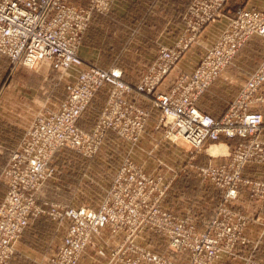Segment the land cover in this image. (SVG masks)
<instances>
[{"label": "built area", "instance_id": "obj_1", "mask_svg": "<svg viewBox=\"0 0 264 264\" xmlns=\"http://www.w3.org/2000/svg\"><path fill=\"white\" fill-rule=\"evenodd\" d=\"M113 0H88L78 6L68 0H0V55L13 67L35 68L52 62L73 75L65 99L56 108L42 107L24 130L4 168L7 190L0 202V264H9L16 244L29 223L47 215L63 229V235L47 264H77L82 251L107 228L122 233L123 240L110 260L122 264H175L134 243L143 232L163 238L167 250L189 260L187 264H214L231 257L237 245L246 243L243 232L248 218L232 209L241 189L264 202V180L244 178L246 165L264 166V139L260 137L264 105V60L240 86L233 101L218 118L196 109L195 101L232 62L252 36L264 38V12L240 11L229 18L214 42L188 74L179 73L163 86L186 44L208 24L223 15L226 0H191L185 44L161 48L146 72L132 86L117 68L101 69L83 63L77 51L92 14L108 12ZM106 98L90 130L77 121L100 89ZM150 98L158 112L164 138L182 140L193 153L220 137L239 140L222 164L193 167L199 180L221 191V198L203 230L193 220L176 216L162 206L169 181L146 173L129 158L149 118V110L131 102L130 94ZM108 132L114 133L128 151L93 209L80 206H37L35 194L54 175V154L69 150L91 158ZM191 167V166H188ZM172 174V171L167 169ZM47 209V210H46ZM245 264H264L247 261Z\"/></svg>", "mask_w": 264, "mask_h": 264}, {"label": "crops", "instance_id": "obj_2", "mask_svg": "<svg viewBox=\"0 0 264 264\" xmlns=\"http://www.w3.org/2000/svg\"><path fill=\"white\" fill-rule=\"evenodd\" d=\"M190 1L116 0L107 16L99 17L94 14L91 17L88 30L82 38L77 54L83 61L84 59L93 61V59L98 57L99 53H102L101 50L95 47L91 36L95 28L104 26L108 28L115 26L117 23L125 27H135L139 23V26L147 24L149 31H152V34L156 32L158 35L151 36L150 34V37L142 38L141 42L143 44L140 49L129 51L131 47L129 48L127 43V47H123L122 56L127 61L118 67L110 65L111 67L105 68L119 69L122 80L132 86L145 73L147 66L150 65L146 59L148 55L153 54V48L151 49L150 44L153 47L157 42L165 44V42H169L168 40L175 35L174 32L178 30L180 32L182 28L181 19ZM224 9L227 17H231L240 11L260 12L264 10V0H226ZM226 23L227 18L207 25L197 35L195 42L180 56L173 70L165 78L163 86L170 85L179 73H190L193 66L200 60ZM107 47H110V44H107ZM110 52L111 50L106 49L107 54H111ZM188 52H190L189 55ZM0 57L7 60L2 55ZM263 60L264 38L258 36L250 37L241 46L232 62L221 72L220 76L196 99V109L204 114L211 115L212 118L221 116L235 98L240 86L258 68ZM40 64L48 67L49 69L47 70L50 71V74H52V71L55 74V87L59 88V93L61 88L62 92V96L59 95L61 97L56 100L58 105L65 99L73 75L71 72L63 73L52 62L43 61ZM164 89L163 87L162 90ZM12 93L7 94L8 97L5 100H0V138H16L17 142H19L33 116L32 118L27 117L29 111L28 94L24 95L23 92L15 90L13 94L19 98L15 101L13 110L11 105L12 100L10 99L13 95ZM206 96H211L213 100L218 102L220 108L217 112H212L209 106L205 104L204 97ZM105 98L106 89H100L77 121V125L80 128L84 130L91 129L98 111L105 102ZM128 98L131 102L152 112L139 142L131 149L133 162L146 173L165 177L166 181H169V186L162 206L176 216H189L196 223L197 228L200 229L201 224L213 215L215 207L220 201L221 191L209 182L199 180L196 174L192 173L188 168V164L186 163L189 160V155L192 153L189 154L188 150H182L178 146L161 140L163 131L157 124L159 117L154 114L156 111L150 106V98L134 93L130 94ZM48 101L46 99L44 104L46 105ZM47 108L52 107L47 106ZM254 111L262 115L263 122L260 137L264 139V105L256 108ZM106 139L107 137L105 136ZM156 139H160L161 142L156 141ZM219 140L225 147L226 152L239 141L237 139L227 140L223 137H220ZM193 154L195 156L192 162L196 166H204L207 163L219 165L225 161L224 157L226 156L224 154L211 156L206 151ZM167 169L171 170L172 174L167 172ZM241 175L244 178L264 180V166L246 165L242 169ZM108 184L109 182L106 183L105 187ZM234 210L244 213L248 218V224L244 233L249 244L244 248L236 249L238 256L235 260L222 258L214 264H241L243 257H250L258 262H264V202L249 197L244 192V189H241L239 201ZM148 238H152L153 240L147 245V249L159 256L169 257L175 264H186L185 255L175 256L169 253L165 249V243L160 237L149 234ZM122 240V233L114 232L108 228L104 229L99 237L91 238L92 245L87 246L82 251L77 264H122L121 262L111 261L109 257L110 251L117 248ZM16 249H18L17 244ZM17 255L19 253L16 250L9 264L15 262Z\"/></svg>", "mask_w": 264, "mask_h": 264}, {"label": "rangeland", "instance_id": "obj_3", "mask_svg": "<svg viewBox=\"0 0 264 264\" xmlns=\"http://www.w3.org/2000/svg\"><path fill=\"white\" fill-rule=\"evenodd\" d=\"M68 1L78 6H86L88 4V0H68ZM115 1L116 0H113L111 6ZM224 7H223V15L218 20L208 25L214 24L226 18L228 22L229 18L234 16L233 15L231 17H227ZM260 12H264V10ZM109 13H110V9L108 10V12L104 14H95V15L99 17H105ZM186 13L187 10H185L181 19L182 28L180 32L179 30L174 32L175 35L170 40H168L169 42H165V44L157 42L154 44V47L152 44H150L151 49L153 48V54L147 56L146 59L148 60L147 61L148 64L153 62V60L156 58L161 48L174 49L176 46L182 47L187 41V39H189L191 34L188 33V31L185 29ZM93 15L94 14H92V16ZM139 24L135 27H125L124 25L117 23L115 24V26H111L108 28H106L105 26L100 28L99 27L95 28V30L93 31V35L91 36L93 38L94 41L93 43L95 47L101 50L102 53H99L98 57L96 59H93L94 62L87 59H84V61L86 60L85 62L82 60V62L86 64H92L95 67L104 70L110 65L112 67L113 66L118 67L119 65H123L124 62L127 61V59H123L122 57L124 48H126L127 45L129 46V48L131 47L129 51L130 50L132 51V49L135 50L140 49V47L143 44L141 42L142 38L144 39L150 37V34L151 36L158 35V33L156 32L152 34V31H149V27L147 26V24H143L144 26L143 25L139 26ZM88 27L83 33L82 38L85 35L86 31L88 30ZM225 27L226 25L222 29H224ZM196 37L197 36H195L191 42H188L186 44V48L181 52V56L195 42ZM81 41H80V45H81ZM107 44H110V47H107ZM106 49L111 50L110 52L111 54H107ZM190 52H188V55ZM47 69L49 68L41 64H38L35 68H25L23 66L13 67L9 64L7 60L0 57V89H1L0 100L1 99L5 100L8 97L7 94H9L10 92L15 93V90L17 92L18 91L23 92L24 95L28 94L29 96V101H28L29 111L27 116L28 118H32V116H34L38 112V110H40L42 107L49 106L53 108L58 106L56 100L62 96L61 88L59 93L58 92L59 88L55 87L56 84L55 76H54L55 74L53 71L52 74H50V71ZM69 72L70 71L66 73ZM163 87L164 86L159 87V90H162ZM18 98L19 97L18 96L16 97V95L14 94L10 98L12 100L11 105L13 110H14L13 105H15L14 103L16 100H18ZM46 99H48L49 101L45 105L44 102H46ZM204 100H205V104L209 106V109L212 112H217L219 110L220 107L218 105V102L216 100H213L211 96L204 97ZM257 108H260V106H257ZM150 114H152V112L149 113V117ZM154 114L159 117L158 112H154ZM145 126H147V122ZM106 137L107 139L105 140L104 138L99 149L91 158H83L69 150H60L59 152L54 154L50 162V166L54 169V175L50 180L45 182L43 186L35 194L34 198L36 205L43 206V203H45L47 205L46 208H48L49 205H58L61 207L84 206L91 209L95 208L100 201L103 190L106 188L105 187L106 183L111 180L112 175L114 174V172L116 171V169L118 168V166L120 165V163L122 162L123 158L126 156V153L128 151L127 145L122 143L114 133L108 132ZM161 137H162L161 140L170 143L167 139L164 138L163 133ZM161 140L156 139V141L158 142H161ZM221 143L222 142L218 140L215 143L206 144L200 152L206 151L207 154H209L208 150L211 147L221 148L224 151H222L220 154L226 155L224 157L226 159L232 148H230L228 152H226L225 147ZM17 144L18 142L16 138H2V137L0 138V202L3 199L7 190L6 179L3 176V171L11 155V151H13L16 148ZM173 145L178 146V148H182V150L183 149L188 150L189 154L192 153L189 155V160H187L186 164H188V166H191L188 168L192 171V173H195L193 167H198V166L194 165L192 162L195 155L193 154L191 149H189V147L185 145L182 140L179 139ZM129 157H130L129 159L133 162L131 158L132 157L131 152ZM238 201H239V195H238V200L233 204L232 207L233 210L234 207H236V204H238ZM236 212L244 215V213L240 211H236ZM209 220L210 218L205 220L201 224L200 229L197 228L196 223L194 221L193 222L195 224L196 229L198 231H201L203 230V226H205V224H207ZM59 225L60 224H58V222L55 219L47 215H42L34 218L29 223L27 228L23 231L22 235L18 240L17 243L18 249L15 248V251L17 250L19 255L16 256V260L13 264H47L45 263V260L53 254L56 246L59 244V241L63 235V229ZM102 232L99 234V236L102 234ZM244 232L242 235L246 243L244 245H237L235 247L233 256L226 257L227 259L235 260L238 256V252H236V249L244 248L249 244V241L245 237ZM149 234L160 237L158 235L146 231L141 233V235L139 236L140 238L134 239V243L142 248L148 247L147 245H149V243L152 242L153 240L152 238H148ZM160 239H162L163 242L165 243L163 238ZM165 249H167L166 243H165ZM114 250H116V248L112 249L109 255ZM185 261L187 264L189 260L186 258ZM241 261H242L241 264H245L247 261H256V260L250 257H243ZM260 263H264V262H260Z\"/></svg>", "mask_w": 264, "mask_h": 264}, {"label": "bare ground", "instance_id": "obj_4", "mask_svg": "<svg viewBox=\"0 0 264 264\" xmlns=\"http://www.w3.org/2000/svg\"><path fill=\"white\" fill-rule=\"evenodd\" d=\"M222 151H223V149H221V148L211 147V148L208 150V153H209L210 155H219Z\"/></svg>", "mask_w": 264, "mask_h": 264}]
</instances>
